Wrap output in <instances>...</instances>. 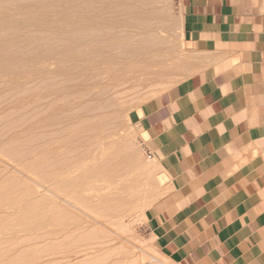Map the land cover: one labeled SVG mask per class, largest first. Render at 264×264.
Returning <instances> with one entry per match:
<instances>
[{
  "label": "rangeland",
  "instance_id": "rangeland-1",
  "mask_svg": "<svg viewBox=\"0 0 264 264\" xmlns=\"http://www.w3.org/2000/svg\"><path fill=\"white\" fill-rule=\"evenodd\" d=\"M201 64L180 0H0V264H178L148 227L169 178L134 121Z\"/></svg>",
  "mask_w": 264,
  "mask_h": 264
},
{
  "label": "crops",
  "instance_id": "crops-1",
  "mask_svg": "<svg viewBox=\"0 0 264 264\" xmlns=\"http://www.w3.org/2000/svg\"><path fill=\"white\" fill-rule=\"evenodd\" d=\"M180 8L202 64L134 121L169 178L148 227L178 264H264V0Z\"/></svg>",
  "mask_w": 264,
  "mask_h": 264
},
{
  "label": "bare ground",
  "instance_id": "bare-ground-1",
  "mask_svg": "<svg viewBox=\"0 0 264 264\" xmlns=\"http://www.w3.org/2000/svg\"><path fill=\"white\" fill-rule=\"evenodd\" d=\"M129 1V0H128ZM116 5V4H115ZM108 6V5H107ZM110 6V5H109ZM133 8V7H132ZM43 9V8H42ZM34 11V10H33ZM60 11H62V10H60ZM143 12V11H142ZM19 13V12H18ZM74 13V12H73ZM141 13V12H140ZM133 14V13H132ZM75 15V14H74ZM138 15V14H137ZM147 16V15H146ZM73 17V16H72ZM60 19V18H59ZM63 19V18H62ZM22 20V19H21ZM136 21V20H135ZM18 22V21H17ZM66 22H67V20H66ZM2 23V22H1ZM141 23V22H140ZM85 24V23H84ZM127 24V23H126ZM135 24V23H134ZM92 25V24H91ZM104 27V26H103ZM22 30V29H21ZM20 31V30H19ZM14 36V35H13ZM85 43V42H84ZM5 52V51H4ZM55 53V52H54ZM2 57V56H1ZM112 60V59H111ZM7 61V60H6ZM111 69V68H110ZM72 70V69H71ZM86 104V103H85ZM87 105V104H86ZM86 108V107H85ZM32 111V110H31ZM63 112V111H62ZM76 112V111H75ZM85 112V111H84ZM33 114V113H32ZM77 116V115H76ZM96 117V116H95ZM51 119V118H50ZM92 120V119H91ZM19 121V120H18ZM83 121V120H82ZM77 129V128H76ZM46 130V129H45ZM95 132V131H94ZM92 136V135H91ZM3 138V137H2ZM98 138V137H97ZM84 139V138H83ZM83 143V142H82ZM97 145V144H96ZM129 149V148H128ZM14 151V150H13ZM83 152V151H82ZM6 153V152H5ZM129 153V152H128ZM68 154V153H67ZM73 158V157H72ZM76 158V157H75ZM80 159V158H79ZM132 159V158H131ZM81 160H83V158H81ZM80 160V161H81ZM79 162V161H78ZM82 162H84L85 163V158H84V161H82ZM82 162H81V164H82ZM124 162V161H123ZM127 162V161H126ZM83 163V164H84ZM82 164V165H83ZM107 164V163H106ZM72 165H74V164H72ZM82 165H80V167L82 166ZM119 165V164H118ZM128 165V164H127ZM70 166V165H69ZM107 166H109V165H107ZM79 167V165L76 167L75 166V170H77L78 168H80ZM103 167H105V166H103ZM68 168V167H67ZM108 168H110V167H108ZM113 168V167H112ZM105 169V168H104ZM75 170H73V169H71L69 172H68V174L67 175H70V174H72V172H74ZM91 170H89V172H90ZM94 172H95V174H97V175H99V173H101V171L100 170H97V169H95L94 171H93V173L92 174H94ZM105 172H107L108 173V171H105ZM104 172V173H105ZM103 173V172H102ZM91 174V175H92ZM90 177H95V176H90ZM97 177V176H96ZM96 179V178H95ZM92 180V179H91ZM93 181V180H92ZM54 182V181H53ZM84 198V197H83ZM75 201V200H74ZM85 201V200H84ZM86 203V202H85ZM73 205V204H72ZM82 205H83V202H82ZM95 209V208H94ZM95 221V220H94ZM153 258V257H152ZM155 259V258H154ZM157 259V258H156ZM155 259V260H156ZM157 261H159V262H161V263H163L162 261H160L159 259H157Z\"/></svg>",
  "mask_w": 264,
  "mask_h": 264
}]
</instances>
